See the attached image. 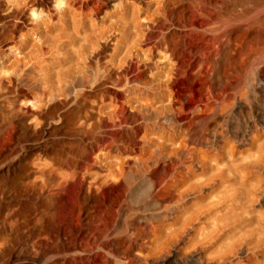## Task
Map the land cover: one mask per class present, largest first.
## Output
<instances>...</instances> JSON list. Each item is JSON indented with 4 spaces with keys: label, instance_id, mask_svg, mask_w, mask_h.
<instances>
[{
    "label": "rangeland",
    "instance_id": "obj_1",
    "mask_svg": "<svg viewBox=\"0 0 264 264\" xmlns=\"http://www.w3.org/2000/svg\"><path fill=\"white\" fill-rule=\"evenodd\" d=\"M259 1L258 7L247 3L241 8L239 0H203L202 22L219 29L216 39L203 43L194 29L199 22L195 0H176L163 18L172 24L176 10L183 14L178 24L181 44L177 53L159 50V69L152 72L149 85L139 86L136 76L129 72L126 85L117 88L110 99L103 90L90 88L100 80L102 67L110 66L119 73L126 58L133 62L137 56L138 60L145 59L142 52L150 42H141L146 38L137 26L154 18L156 0H105L106 7L93 21L78 18L87 30L82 41L75 38L69 44L54 35L41 51L32 48V53H23L14 46L6 52V59L1 55L0 77L13 78L26 90L20 100L24 118L15 117L14 121L37 126L35 132L26 131L18 151L30 155L36 165L47 163L49 178L55 181L51 189L31 193L27 217L42 220L53 195L54 217L65 223L64 228H76L70 224L90 216L102 218L113 193L121 191L124 206L129 207L125 218L135 219L138 227L145 229L144 243L134 254L135 264H264V78L258 77L264 65V0ZM19 3L0 0V28ZM65 9V0H54L48 9H31L27 14L30 24L22 35L41 45L44 40L33 35L32 25L42 22L47 10L59 15ZM160 28L156 27L154 36L159 35ZM232 29H239L243 38H233L229 45L220 33ZM114 34L115 39L103 47L105 39ZM5 60L10 61L9 66H4ZM80 63L82 73L67 79L59 92L46 90L49 80L56 84L53 75L59 71L65 75ZM200 74L209 79L205 89L193 78ZM83 84L90 87V95L82 106L81 121L87 122L85 132L101 141H89L85 134L75 135L68 129L48 135L49 126L40 123L37 114L51 112L47 121L57 128L61 116L76 107L74 101ZM92 106L106 119V128L100 125L94 130L93 121L87 120ZM196 115L201 119L195 120ZM213 118H217L214 123ZM90 144L92 149H88ZM17 158L5 155L0 160V217H15L18 202L28 201L23 185L13 188L9 183L25 176ZM74 161L79 164L73 170L67 164ZM62 162L65 167L60 168ZM90 171L95 176H107L109 183L101 185L85 202L82 190ZM38 180L45 184L46 179ZM97 198L100 202L95 204ZM120 209H115L112 224ZM169 238L174 247L165 246ZM176 246L178 250L173 252Z\"/></svg>",
    "mask_w": 264,
    "mask_h": 264
},
{
    "label": "bare ground",
    "instance_id": "obj_2",
    "mask_svg": "<svg viewBox=\"0 0 264 264\" xmlns=\"http://www.w3.org/2000/svg\"><path fill=\"white\" fill-rule=\"evenodd\" d=\"M65 1L68 3V9H65L62 12H60L59 15H57L56 13H52L50 10H47V16L43 18L42 22H39L37 20L38 23H35L33 25L31 24L34 27V29L32 30L33 35H35L36 33L40 35V37L43 38L44 40L41 43V45L39 44L40 42L39 43L36 42L38 44L32 43V41L28 37L22 35L26 27L30 24L29 23L30 18H28L27 14L31 9H44V8L48 9V7L54 2V0H20L18 7L16 6L17 10L12 9L13 11L10 10L11 12L8 10L9 12L3 19L4 22H2L3 24L2 27L0 28V57L1 55H3V59H6L7 58L6 52L13 49L14 46H18L19 47L18 49L21 50L23 53H28V51H31L32 48H36L41 51L44 48L46 42H48L50 39L53 40L54 35H56V38L59 40L68 41L69 44H70L69 40H74L75 38L76 40L79 41L85 39L87 36L86 35L87 30L84 29L85 27L84 23H81L80 22L81 19L78 20V18L82 17L83 21L85 18L93 21L92 19L97 18L101 13V11L104 9V7H106L105 0H65ZM175 1L176 0H156L158 7L154 18L148 20L147 23L145 24L137 26V30L141 33H144L141 35L146 38L145 41H141V42H146V41L150 42V47L147 48V50L144 53L142 52V54L145 56L144 60L142 59L138 60L140 56H137L138 58L136 59L137 60L136 62H133L132 58L130 57H128L129 61L126 58V60L121 61L122 67L123 65L124 67L122 68V71H120L119 73H116L114 69L110 66L102 67L100 74L101 77L100 80L97 81L96 83L97 85L93 83L92 87L90 88L87 85L83 84V89L79 92L78 98L75 99L74 101L76 107L72 110L66 111L61 116L60 125L58 124L59 126L57 125L58 126L57 128H54L53 123H48L47 121L48 120L47 118L51 116V112L47 113L45 111L37 114V118H38L37 120L40 121V123L49 126V129L47 131L48 135H50L53 131L56 130L68 129L72 131L75 135L85 134L84 136H87L89 141H94L95 143H99L101 141L100 137L92 138L90 133H86L85 125L87 122L81 121L82 118L81 109H83L82 106L86 103V99L90 95L89 88L90 89L95 88V90H103L102 91L103 95H105L107 99H110L112 98V96H115L114 91L117 88L126 85V83L128 82L129 72H131V74L136 76V82L138 83L139 86L145 88L149 85L148 83L150 82L152 72L154 70L159 69V65L156 60V55L158 51L164 50L174 55L177 53L178 48L181 44L178 40L179 32H180L178 24H180L183 18L182 12L179 10L175 11V13L173 14L175 20H171V22H173L172 24H169V21L167 23V21L163 18L172 5L173 7H175V3H176ZM202 1L203 0H195L194 6H196L195 8L197 15L199 17L198 20L199 22L194 29L197 35L199 34L200 36H202L203 43H210L214 39H216V37L219 35V29H214L213 27L211 28L206 26L207 24L206 21L205 24L204 22H202L201 17L205 15L203 14L202 11V6H203ZM247 3L249 4L254 3L256 7H258L257 6L258 3L261 4L260 1L258 2V0H239V6H241V8ZM252 6L253 5H251L250 8H253ZM70 9H73L77 13L72 14V10ZM232 11L233 10H231V12ZM243 11L246 12V10L244 9ZM243 11L241 13H244ZM241 13L236 15L233 14V15L236 17L241 15ZM71 16H72V21L69 20ZM256 21L257 23L261 22L258 20ZM90 26L91 28H95L93 24H91ZM157 26L159 27L161 26L160 28L161 32L159 33L158 36H154L156 33ZM185 28L186 27H183V29ZM191 31L192 30H188L189 33H191ZM100 35H103V32H101ZM220 35L227 39V43L229 45L233 40V38H237V39L241 37L243 38L239 29H232L229 30L228 32L220 33ZM113 38L115 39V34L105 39L104 43H102L103 47L108 46ZM258 52L259 51L255 50L254 53L258 54ZM93 60H94V56L90 59V62H93ZM9 63H10L9 60H5L4 66H9ZM78 65L79 66L76 69L74 68L72 70L69 69L65 75L61 74L60 71L57 72V75H53L54 79L56 80L57 86H55L56 84H52V81L49 80L46 90L51 93H55L56 91L59 92L62 88H64L67 79L72 78V76L75 73H80V74L82 73L81 63ZM31 68L35 69L36 66L32 63ZM258 77L264 78V65L259 69ZM193 78L194 80L200 81V83L203 85L202 88L205 89V86L209 81L207 77L200 74V76L197 75L196 77ZM132 79H134V77H132ZM111 83L113 86L109 85ZM158 88H161V86H158ZM25 94H26L25 88L22 85H20L17 81L13 80V78L0 77V160L5 155H10V156L17 155L18 160L16 162H18L20 167L25 170L24 171L25 176L22 178L17 177L16 179L13 178V180L10 179L9 183L13 188H18L19 185L20 186L23 185L24 188L23 193H25L26 197L28 198V201H24L21 203L18 202L19 205L16 207L17 213L15 217L14 216L8 217V215L7 217L6 216L0 217V264H135L136 258H134V254L141 249V246L144 243L145 229L144 230L140 229V227H138V225L140 224H138L135 219L125 218V215L127 213L129 214V207L128 205L124 206L125 197H123L121 191H116L115 193H113L112 197L109 200V205H107L108 207L105 208V213L102 216V218L96 219L90 216L88 220H82L79 223L75 222L70 224L76 226V228L69 226L70 228L66 229L63 227L65 223L58 221L54 217L55 199L53 195L50 196L47 201L46 209H45L46 210L45 217L42 220L36 222L32 219L30 220V218L27 217V213L29 212L31 206L30 204L31 199H29L31 193H34L39 189L40 190L42 189L41 191L49 189L51 183L53 185L55 181L49 178L50 176L47 169L48 166L47 163L46 164L44 163L46 160H43L42 163L44 164L36 165L35 163L36 161L34 162L30 155L28 156L27 153L18 151V144L24 142L26 131L35 132L37 129V126H33V125L28 126L27 125L28 123L22 120H20L19 122L14 121L15 117H21V119L24 118L23 117L24 112H22V110L20 109V104H21L20 100L25 96ZM55 103L56 102H54L53 105L56 106ZM70 106H72V104ZM52 109H54L53 106L51 107V110ZM94 109H95L94 106L90 107V113L89 115L87 114L88 117L86 118L89 121H93L94 123L93 128L94 130H96V129H100V125L104 126L105 123L104 121L106 119L103 118L102 116L100 117V115L97 113V110ZM199 119H201V117L196 115L195 120L198 121ZM216 120L217 118H213L212 122L214 123ZM213 123H210V125H212ZM131 142L132 140L129 143L131 144ZM92 146L93 144H90L88 149H92ZM46 148H48V146H46ZM118 148H120L119 150H121L122 147H118ZM49 153H50L49 154L50 157H48V159L52 161L53 150L49 151ZM63 162L58 164L60 168L65 167V164ZM78 164H79L78 161H74L67 165L73 167L74 170V168L77 167ZM60 174L61 173H59V176L60 178H62L63 175L61 176ZM53 175H55V173ZM89 175H91V177L89 181L85 180L86 183L82 190V194L85 202L88 201V199L91 197V194L95 196L98 193L99 191L98 189L101 188V185L105 186L109 183L107 176H103V177L95 176V174L91 173V171L89 172ZM165 178L166 176H164V179ZM38 179H42V180L46 179L45 184L43 182H40V180ZM99 202L100 199L97 198L95 200V204ZM119 207H121L120 216H118L117 220H115L112 224V217H113L112 215L115 212V209ZM145 223L148 224V222ZM168 240L170 241L169 242L167 241L166 245L164 244L165 246L174 247L176 245V244L173 245L172 238H169ZM177 250H178V246L175 247V250L173 252Z\"/></svg>",
    "mask_w": 264,
    "mask_h": 264
}]
</instances>
